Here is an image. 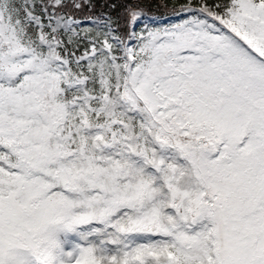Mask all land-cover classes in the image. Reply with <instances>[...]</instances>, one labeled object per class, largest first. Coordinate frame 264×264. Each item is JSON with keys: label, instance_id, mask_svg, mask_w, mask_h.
<instances>
[{"label": "snow or ice", "instance_id": "6c2138e0", "mask_svg": "<svg viewBox=\"0 0 264 264\" xmlns=\"http://www.w3.org/2000/svg\"><path fill=\"white\" fill-rule=\"evenodd\" d=\"M0 264H264V0H0Z\"/></svg>", "mask_w": 264, "mask_h": 264}, {"label": "rangeland", "instance_id": "374dc122", "mask_svg": "<svg viewBox=\"0 0 264 264\" xmlns=\"http://www.w3.org/2000/svg\"><path fill=\"white\" fill-rule=\"evenodd\" d=\"M157 19H160V17H159V18H157Z\"/></svg>", "mask_w": 264, "mask_h": 264}]
</instances>
